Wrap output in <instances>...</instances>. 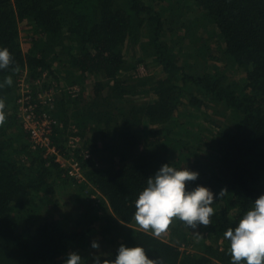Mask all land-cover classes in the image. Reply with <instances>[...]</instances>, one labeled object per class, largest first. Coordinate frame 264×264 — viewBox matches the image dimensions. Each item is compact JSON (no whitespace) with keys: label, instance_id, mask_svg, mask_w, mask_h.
Returning <instances> with one entry per match:
<instances>
[{"label":"trees","instance_id":"obj_1","mask_svg":"<svg viewBox=\"0 0 264 264\" xmlns=\"http://www.w3.org/2000/svg\"><path fill=\"white\" fill-rule=\"evenodd\" d=\"M132 45L141 51L134 69L148 76L130 74ZM5 47L13 59L0 84L13 83L0 88V264H64L71 251L93 264V240L106 243L101 260L123 244L155 264H230L223 233L264 194V0H0ZM24 69L81 87L58 97L53 139L61 148L71 134L83 139L85 183L31 149L17 117ZM164 164L199 173L186 191L215 194L207 227L173 218L165 240L132 219ZM60 190L77 193L71 227L56 216Z\"/></svg>","mask_w":264,"mask_h":264},{"label":"clouds","instance_id":"obj_2","mask_svg":"<svg viewBox=\"0 0 264 264\" xmlns=\"http://www.w3.org/2000/svg\"><path fill=\"white\" fill-rule=\"evenodd\" d=\"M12 56L8 48L0 49V70L7 69L12 63ZM19 71V68L13 69ZM12 77L8 76L0 84V88L11 86ZM5 101L0 99V125L5 122ZM199 173L187 168L178 170L164 164L154 177L147 179V186L139 193L135 200V212L132 219L147 232L152 230L154 236L168 229L173 218H179L190 228H196L197 222L207 227L214 215V193L208 188L197 186L192 191H186V182L198 179ZM227 193L221 189L218 197ZM199 235V234H197ZM230 247L228 255L231 256L230 264H264V194H261L253 206L240 219L235 228L229 227L223 233ZM93 250H99L100 245L96 240L91 242ZM93 264H155L150 260L141 247H126L121 244L114 259L94 256ZM64 264H84L78 252L71 251L66 254Z\"/></svg>","mask_w":264,"mask_h":264},{"label":"built area","instance_id":"obj_3","mask_svg":"<svg viewBox=\"0 0 264 264\" xmlns=\"http://www.w3.org/2000/svg\"><path fill=\"white\" fill-rule=\"evenodd\" d=\"M17 86V117L31 149L42 154L47 166L57 164L73 182L85 183L83 162L90 159L92 153L85 148L83 139L71 134L63 148L53 139L59 127V121L53 116L58 97L63 93L76 97L81 87L59 85L48 71L33 79L28 69L23 70ZM92 198L99 201L101 193L97 191Z\"/></svg>","mask_w":264,"mask_h":264},{"label":"rangeland","instance_id":"obj_4","mask_svg":"<svg viewBox=\"0 0 264 264\" xmlns=\"http://www.w3.org/2000/svg\"><path fill=\"white\" fill-rule=\"evenodd\" d=\"M153 1L154 0H147V2L148 3H150V4H152L153 3ZM166 1H170V0H166ZM179 0H173V2H178ZM166 5H168V3L166 2ZM25 38L26 37H24V39H23V43H24V47L27 49L28 47H30V45H31V43H29L27 40H25ZM216 41H217V39H214L213 41H212V43H214V44H216ZM178 42V41H177ZM176 42V43H177ZM177 47H180V46H177ZM219 51H220V48L218 47V45L216 44V46H214V49H213V53L214 54H219ZM141 53V51H140V47L138 46V45H132L131 47H129V49H128V55H127V60L129 61V66H130V68H131V70H130V74H134L137 78H139V77H145V76H148L147 74H148V69L146 68V67H141V68H137V69H134V64H135V62L141 57V55H139ZM142 68H143V70H142ZM59 84V83H58ZM60 85H63V86H71L72 84H67V83H65L64 81H60ZM86 93H89V87H88V91H86ZM204 124H202V126H203ZM70 181V180H69ZM71 182V181H70ZM72 183V182H71ZM68 184L66 187H72L74 190L75 189H77V187H76V185H73V183L72 184ZM61 189H63V188H61ZM61 191V193L63 194V195H61L60 196V200H61V203H62V206L64 207L63 209H62V212L61 213H59V214H57L56 216L60 219V217H61V222L64 224V225H67V227H69L70 226V224H69V222H67L68 220L66 219V216H65V214H68V215H72L73 213H75L76 211L75 210H77L76 208H77V206H75L74 204L75 203H77L78 201H77V198H76V194L77 193H75L74 195H69V193L66 191V190H60ZM85 198V197H84ZM86 199V198H85ZM67 215V216H68ZM71 227V226H70ZM169 230V229H168ZM124 232L122 231L121 233H120V239H119V241L121 240V239H123L124 238ZM169 235H170V233L169 232H162L161 234H160V238H162V239H169ZM114 237V235L113 236H111V238H113ZM122 241V240H121ZM102 245H104V247L106 246V243H103ZM103 246L101 247V249L99 248V250H97V252H98V254L101 256L102 255V252H103V248H104ZM91 261L92 260H90V261H88V262H86V261H84V263H86V264H89V263H91Z\"/></svg>","mask_w":264,"mask_h":264}]
</instances>
